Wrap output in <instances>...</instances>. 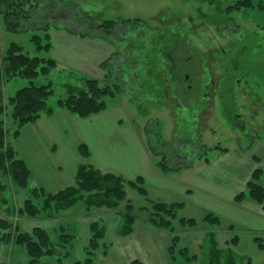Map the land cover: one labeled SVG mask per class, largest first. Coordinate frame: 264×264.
I'll return each mask as SVG.
<instances>
[{
  "label": "rangeland",
  "instance_id": "obj_1",
  "mask_svg": "<svg viewBox=\"0 0 264 264\" xmlns=\"http://www.w3.org/2000/svg\"><path fill=\"white\" fill-rule=\"evenodd\" d=\"M32 4V18L23 23V32H10L0 15V54L17 43L30 56L45 57L37 53L33 39L50 36L52 50L46 58L56 64L34 82L52 87L47 104L55 113L25 127L20 138L10 137L32 178L21 189L0 172V219L20 233L49 228L56 255L42 258L39 264H85L93 223L106 228L104 247L96 252L93 264H172L173 236H179L181 247L198 257L193 264H208L215 248L224 254L232 250L238 264H264V252L255 243L257 238L264 243V204L248 194V182L257 169L262 171L257 183L264 187V0H40ZM125 20L131 22L121 25ZM108 21L118 24L109 34L98 29ZM63 31L87 34L77 36L112 46L118 54L111 60L113 70L102 69L107 59L96 74L57 59L54 37ZM88 79L100 81V87L118 84L122 94L107 99V110L89 118L57 109L58 102L70 95V86L85 89ZM29 83L19 77L5 84V121L11 134L16 127L8 100ZM140 84L146 88L144 94ZM173 86L179 94L171 92ZM83 120H87L84 125ZM116 121L118 132L111 127ZM82 144L90 150L89 158L81 155ZM137 144L149 152L152 170L141 166L136 173L126 174L112 168L129 160L116 153L112 157L113 149L135 155ZM165 157L167 172L161 167ZM83 165L122 176L125 183L142 177L147 197L126 186V202L115 210L80 202L61 210L53 206L42 218L20 215L32 190L57 193L76 186ZM242 193L245 197L236 201ZM158 203L184 205L173 220V234L150 222ZM128 204L135 207L136 223L133 234L122 237ZM210 212L219 216V224L205 222ZM183 218L197 220L198 227L181 225ZM78 224L87 229L82 226L77 231ZM64 234L74 241L61 243ZM235 238L238 246L231 243ZM83 240L88 242L86 247L81 246ZM0 256L8 264H31L21 246H4ZM183 261L178 256L173 264Z\"/></svg>",
  "mask_w": 264,
  "mask_h": 264
},
{
  "label": "trees",
  "instance_id": "obj_2",
  "mask_svg": "<svg viewBox=\"0 0 264 264\" xmlns=\"http://www.w3.org/2000/svg\"><path fill=\"white\" fill-rule=\"evenodd\" d=\"M39 1L40 0H0V15L5 17L8 30L15 33L23 32V23L30 21L32 18L35 7L32 3L37 2L38 5ZM198 1L214 3L215 0ZM249 3L248 1L246 2V4ZM239 5L241 6L242 3L240 2ZM29 6V10H26ZM235 9L239 8L235 7ZM139 21L140 20H137V22ZM130 22L131 20H125L121 22L123 23L121 25H128ZM117 25L115 21H108L98 26V29L109 34L113 32ZM46 28L45 31H49V27ZM72 34L75 36L79 35L73 32ZM79 36L87 37L88 35L80 34ZM33 41L36 42L37 53H43L45 57L30 56L28 53H25V49L17 43H12L4 54H0V172L3 173L4 177L6 176L13 187L21 189H25L29 186L32 173L25 161L18 158L16 150L10 141V137L14 136V138H20L22 130L25 127L36 124L44 115L53 116L55 113L54 108H49L47 104L48 100L53 95L52 87L50 85L38 86L34 82L39 76L49 74L56 64L50 57L46 58L47 54L52 50L51 38L47 36L41 41L40 37H36ZM117 55L118 54L115 52L109 59L103 62L101 64L102 69L110 70L111 72L114 67L111 60ZM19 77L27 79L30 83L28 86L18 90L14 96H10V100H8L9 106L12 107L13 124L16 127L14 134H11L5 121L6 109L8 106L5 104L7 102L4 98V91L5 84ZM140 89L144 94L146 89L145 86L140 84ZM164 89L167 90L166 88ZM122 91V86L118 84L100 87V81L88 79L85 89L70 86V95L66 99L58 102L57 109L65 110L79 118H89L93 115L105 112L108 108L107 99L120 97ZM80 153L84 158H89L91 155L90 150L85 144L80 146ZM164 161L165 162L161 163V167L167 172L169 168H167L168 160L166 157ZM260 172L262 171L257 169L252 175L253 181L248 182V194L251 199H254L260 204H264V187L257 183ZM144 182V178L139 177L135 181L125 183V179L122 176L112 173L103 174L99 169L93 166L83 165L79 169L76 186H69L57 193H50L44 188L32 190L30 198L25 201L23 208H21L20 215L42 218L44 217V213L53 206H56L55 209L61 210L71 208L74 204L80 202H85L88 207L115 210L119 208V206L122 207L124 202H126V186L137 191L143 197H147V191L142 187ZM244 197L245 194L242 193L236 197V201H240ZM183 207V203H173L170 205L158 203L154 206L155 214L150 218V222L153 226L168 230L173 234L175 232L173 220L177 219V213L182 210ZM134 211L135 207L132 204H128L124 215L125 224L121 233L122 237H128L134 232V224L136 223ZM205 219V222L214 225L220 223L219 216L212 212L208 213ZM180 223L190 228L198 227L197 220L193 218H183L180 220ZM91 227L93 230L91 231L85 264H93L96 252L104 247L101 241L105 238L106 228L104 226L102 227L99 223H93ZM73 241L74 237L71 235L64 234L60 237V242L64 245H69ZM231 243L234 246H238L239 239L235 238ZM255 243L258 244L259 250L264 252L263 240L257 238ZM9 245L24 247L28 256L31 258V264H39L42 258L56 255L55 243L51 240L47 230L36 228L32 234L28 232L20 233L19 229L16 230L13 228L12 224L8 221L0 219V251L2 247ZM169 254L172 264L175 263L178 256L184 260L182 264H193L198 259L197 256L191 254L188 248L181 247V238L179 236L172 237ZM208 256V264H238L232 250L224 254L221 250L215 248V250H211ZM0 264L8 263L1 261L0 256Z\"/></svg>",
  "mask_w": 264,
  "mask_h": 264
},
{
  "label": "crops",
  "instance_id": "obj_3",
  "mask_svg": "<svg viewBox=\"0 0 264 264\" xmlns=\"http://www.w3.org/2000/svg\"><path fill=\"white\" fill-rule=\"evenodd\" d=\"M62 33L63 34H61V32H57V34L54 37V39H55V48H54V52H53L54 56L57 59H59V60L62 59V60H64V62H67V63L73 62L75 64V65H72L73 68L77 67L80 70L84 69L85 73L96 74V69L99 67V64H101L102 61H104L105 59H108L111 55H113L115 53V51L112 49V46L105 44V42H102L101 40L93 41V40H89V39H83L79 36H73L71 34H67V32H64V31ZM58 113L60 114V113H65V112L59 111ZM51 118H54V117H51ZM51 118H49V119H51ZM61 118H63V117L61 116ZM64 119H65V117L63 118V120ZM85 121H87V120H83V122H82L83 125H84ZM118 122L119 121L115 122L116 123L115 126H114L115 123L114 122L112 123L111 127L113 129H114V127L116 128V130L114 132L120 131ZM68 123L72 124V122L69 120H68ZM47 129L48 128H46V130ZM46 133H47V131H46ZM84 134L87 136L86 138H88V132L87 133L84 132ZM42 135H44V133ZM85 140H87V139H85ZM137 146L139 147V150H137L135 155L132 154L133 151L132 152H122L120 150H116V149L114 150L113 149L112 150L113 152H111L112 157L116 153L117 156H118V154H121V156H123L124 159L129 158V160L126 161L128 164V165L126 164L127 166L123 163L122 164H120V163L116 164L114 162L115 164L112 165L113 166L112 168H114L116 171H118L120 173H124V171H125L126 174L127 173H136L137 170H139V167H141V166H142V168L145 169V171L146 170L150 171V169L152 170V163L148 161V159L150 157L148 154L149 152L143 147L142 144H137ZM139 151H142L143 155L140 156L139 154H137ZM118 152H120V153H118ZM102 154H104V153L102 152ZM102 154L100 156L102 158H104L102 156ZM108 154H110V153H108ZM117 159L119 160V157H117ZM119 161H121V160H119ZM135 165H138V166H135ZM69 186H71V185H69ZM262 220H264V219H262ZM82 226L85 227V229H87L85 224H81V225L78 224L76 230L78 231ZM45 230L49 231V228H45ZM79 232H80V230H79ZM86 240H88V239H86ZM86 242H84V240H83L81 246L86 247L88 245L89 240L87 243Z\"/></svg>",
  "mask_w": 264,
  "mask_h": 264
},
{
  "label": "flooded vegetation",
  "instance_id": "obj_4",
  "mask_svg": "<svg viewBox=\"0 0 264 264\" xmlns=\"http://www.w3.org/2000/svg\"><path fill=\"white\" fill-rule=\"evenodd\" d=\"M171 90H172L173 93H176V94H179V92H180V91L176 90L175 86H173Z\"/></svg>",
  "mask_w": 264,
  "mask_h": 264
}]
</instances>
